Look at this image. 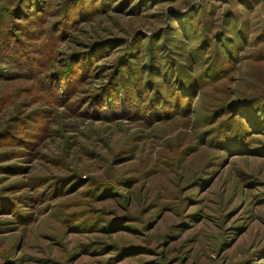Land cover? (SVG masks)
<instances>
[{
  "label": "rangeland",
  "instance_id": "obj_1",
  "mask_svg": "<svg viewBox=\"0 0 264 264\" xmlns=\"http://www.w3.org/2000/svg\"><path fill=\"white\" fill-rule=\"evenodd\" d=\"M0 264H264V0H0Z\"/></svg>",
  "mask_w": 264,
  "mask_h": 264
},
{
  "label": "trees",
  "instance_id": "obj_2",
  "mask_svg": "<svg viewBox=\"0 0 264 264\" xmlns=\"http://www.w3.org/2000/svg\"><path fill=\"white\" fill-rule=\"evenodd\" d=\"M148 82H149V84H151V85L154 84V81H152V80L149 79V78H148ZM179 83H180L181 86L184 85V83H185V82H184V79L179 80ZM180 85H179V86H180ZM182 88H183V87H182ZM176 95H178V94L176 93ZM176 97H178V96H176ZM251 98H256V97H251V96H250L248 99H251Z\"/></svg>",
  "mask_w": 264,
  "mask_h": 264
}]
</instances>
